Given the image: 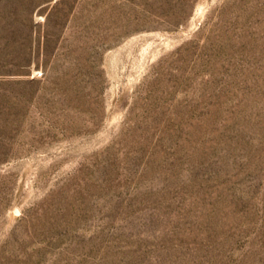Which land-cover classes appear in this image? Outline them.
<instances>
[{
	"label": "rangeland",
	"instance_id": "1",
	"mask_svg": "<svg viewBox=\"0 0 264 264\" xmlns=\"http://www.w3.org/2000/svg\"><path fill=\"white\" fill-rule=\"evenodd\" d=\"M0 264H264V0H0Z\"/></svg>",
	"mask_w": 264,
	"mask_h": 264
}]
</instances>
